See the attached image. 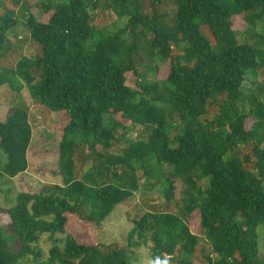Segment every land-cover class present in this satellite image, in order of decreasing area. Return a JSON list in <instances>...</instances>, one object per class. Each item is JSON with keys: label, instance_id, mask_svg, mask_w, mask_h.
I'll list each match as a JSON object with an SVG mask.
<instances>
[{"label": "trees", "instance_id": "16d2710c", "mask_svg": "<svg viewBox=\"0 0 264 264\" xmlns=\"http://www.w3.org/2000/svg\"><path fill=\"white\" fill-rule=\"evenodd\" d=\"M96 1L43 2L50 17L38 21L25 0H0V88L26 89L64 123L61 184L21 191L0 210V264H131L125 249L84 233L140 190L137 171L154 181L143 189L161 187L166 212L134 219L128 246L148 241L152 259L167 264H264V85L246 84L264 73V46L239 43L232 28L233 18L248 31L260 25L255 43L264 44V0H105L116 19L103 29L90 18ZM19 14L38 53L10 66L8 34ZM155 61L169 70L150 83ZM139 126L146 137L117 148ZM32 138L28 110L8 108L2 178L26 173ZM42 236L51 245L43 262Z\"/></svg>", "mask_w": 264, "mask_h": 264}, {"label": "rangeland", "instance_id": "374dc122", "mask_svg": "<svg viewBox=\"0 0 264 264\" xmlns=\"http://www.w3.org/2000/svg\"><path fill=\"white\" fill-rule=\"evenodd\" d=\"M27 2L28 11L33 13L38 21H45L50 15L44 14L41 7L43 2L56 3L62 0H25ZM86 1V0H85ZM148 3L149 0H143ZM168 0H163L164 4ZM95 10H90V18L93 26L97 29H103L108 27L116 19V16L106 8L105 0H98L95 2ZM4 8V3L0 4V9ZM23 16L18 15L17 26L8 34V39L12 45L11 54H7V63L12 66L15 60L20 56L32 57L38 53V50L30 44L28 33L24 27ZM233 30L238 35L237 39L239 43H250L254 46L262 48L263 43L256 45L257 35L262 34L261 26H257L252 30H246L247 25L241 18H233ZM248 31V32H247ZM18 37V38H17ZM156 66V70L151 73L146 72V80L153 83L157 80H161L165 77L169 70V63L155 61L153 63ZM139 71L143 72L142 67H139ZM131 82H141L140 78L134 76L130 77ZM264 85V73L258 72L257 76L249 75L247 79V86L254 88L255 84ZM254 85V86H252ZM22 107L26 108L29 112L30 124L33 130L32 145L28 154L29 168L20 177L13 179L11 182L7 178L0 176V210L9 209L13 203L15 204L16 195L21 191L37 192L43 185H60V178L56 176V160H57V147L60 138V127L64 124L56 113H47L39 105L33 104L28 96L26 89L16 92L8 87L0 88V122L4 120L6 111L10 107ZM250 122H247L248 126ZM173 122L168 121L170 135H174ZM145 130L142 127L131 128L128 134L127 140L123 139L117 148L123 147L125 142H133L138 138H145ZM5 156L0 151V169L5 163ZM88 168H84L86 171ZM165 171L168 173L169 168ZM137 175L140 179V190L134 193V196L129 199L127 205L118 206L111 215L102 223V226L98 229L88 228L84 233L88 239L90 237L92 241L101 245H113L118 249H125L129 254L131 264H167L165 260L154 261L152 259L151 248L152 245L148 241L138 246H128L127 236L132 229V221L138 219L146 212H166L164 208V199L162 195L161 187H155L151 191L143 189L142 186L147 188L154 181L147 180L142 177V172L137 171ZM179 187V186H178ZM15 201V202H14ZM170 210L176 211V206L171 203ZM3 220V219H2ZM4 223V222H2ZM190 229L193 234L198 235L199 243L203 244V238L200 236L198 230V220L196 216L189 222ZM92 229V230H91ZM9 231L10 229L7 228ZM258 229L260 235V255L264 258V228ZM84 237V235H83ZM51 245L47 240V236H42L39 242V248L42 251L41 261H47L48 250ZM14 249H18V246H14ZM207 253V250L205 251ZM21 264H34L31 261L22 262ZM195 264H200L195 260Z\"/></svg>", "mask_w": 264, "mask_h": 264}]
</instances>
